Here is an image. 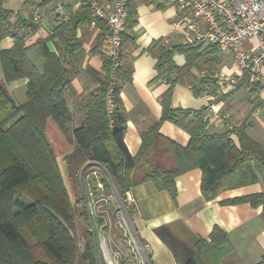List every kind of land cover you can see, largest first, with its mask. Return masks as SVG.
Here are the masks:
<instances>
[{
    "label": "trees",
    "instance_id": "obj_1",
    "mask_svg": "<svg viewBox=\"0 0 264 264\" xmlns=\"http://www.w3.org/2000/svg\"><path fill=\"white\" fill-rule=\"evenodd\" d=\"M7 1L0 0V44L11 37L15 45L8 50L0 48L4 74V83L0 82V264H94L89 239L83 251L78 245L72 201L57 157L46 137L50 118L75 146L74 151L65 157L72 177L75 178L84 163L101 162L109 169L120 193L139 184L153 182L158 190L176 198V179L194 169L203 173L201 189L207 201H214L227 191L259 182L264 184V148L246 134L245 125L236 128L237 141L230 137L229 132L209 134L206 129L212 119L210 116L205 118L207 109H172V90L162 102L161 121L182 127L191 137L190 144L183 147L167 139L157 124L143 134L140 152L136 156L131 155L125 144V119L120 99L121 84L132 80V68L123 62L132 41L126 33L123 35V60L112 119L106 109L107 63L105 84L90 101L81 124L71 131L74 117L67 100L70 72L82 64L85 56L78 32L91 23V11L84 6L82 14L71 17L56 27L47 40L36 44L45 59V71L40 73L27 55L28 36L18 33L19 28L32 25L14 22L13 12L5 7ZM131 1L130 28L136 23V11ZM151 1L161 8L171 3L170 0ZM48 42H54L57 52L49 49ZM208 53L214 54L215 60L220 54L216 47L202 52L200 47L190 45L164 49L158 63L160 76H165L166 69L177 74L188 73L196 61ZM176 54L185 55L187 63L183 68L174 64ZM23 79L28 80L27 100L21 105L7 86ZM200 83V93L208 84L216 88L211 77ZM240 84L249 86V81L245 79ZM253 91L255 89H251ZM166 155L172 161L169 168L161 160ZM144 167L147 170L142 171ZM244 203L255 208L264 207V193L224 202L229 205ZM227 243V234L215 227L210 243L199 241L195 256L186 264H219L226 256ZM258 264H264V256Z\"/></svg>",
    "mask_w": 264,
    "mask_h": 264
},
{
    "label": "crops",
    "instance_id": "obj_2",
    "mask_svg": "<svg viewBox=\"0 0 264 264\" xmlns=\"http://www.w3.org/2000/svg\"><path fill=\"white\" fill-rule=\"evenodd\" d=\"M99 1L106 5L112 3V0ZM37 4L42 10L44 28L28 36L26 44L29 48L28 58L43 73L45 59L36 44L47 40L56 27L71 17L82 14L84 5L69 0L62 15L54 13L51 0H8L5 7L13 12L14 22L19 21L25 25L30 23L32 7ZM131 6L135 7L136 23L126 28V36L132 41L123 62L131 66L132 80L121 84L120 93L125 119V144L131 155L136 156L142 148L143 134L158 124L164 137L187 147L190 135L170 121H161L162 102L166 94L172 90V109L203 111L208 107V100L198 91L201 80L216 73L237 76L240 71L231 53H220L217 60L214 54L208 53L197 60L188 73L177 74L166 69L165 76L161 77L158 63L162 51L178 45L187 46L183 33H179L178 29L190 21L191 16L188 12H180L172 2L161 8L151 0H132ZM78 37L82 40L85 56L82 64L70 72L71 84L67 100L74 117L70 125L72 131L81 124L83 113L89 110L90 101L105 84L108 65L101 54L99 28L87 24L79 30ZM14 45L15 40L8 37L1 42L0 48L8 50ZM255 45L256 41H251L245 48L252 49ZM47 46L52 52H57L54 42H48ZM200 48L202 52L209 47ZM173 62L183 68L187 59L183 54H176ZM261 70L264 77V66ZM0 81L4 82L1 66ZM27 84L28 80L23 79L8 85L9 92L18 104L22 105L27 100ZM219 107L232 118L236 128L245 125L246 134L264 148V88L251 92L247 84H240L234 91L221 96ZM208 117V112H205V118ZM206 130L209 134L228 132L226 127L213 122H210ZM46 137L57 160L59 157L65 158L75 149L52 118L47 122ZM161 160L165 167H171L172 161L167 155ZM202 180L200 169L180 175L176 179V198L166 191L158 190L153 182L132 188L137 200L133 220L141 237L152 249L153 264H186L195 256L199 241L210 243L215 227L222 229L229 240L226 256L219 264L260 263L264 256V207L255 208L248 203L229 205L224 202L264 193V184L259 182L227 191L216 200L207 201L202 194Z\"/></svg>",
    "mask_w": 264,
    "mask_h": 264
},
{
    "label": "built area",
    "instance_id": "obj_3",
    "mask_svg": "<svg viewBox=\"0 0 264 264\" xmlns=\"http://www.w3.org/2000/svg\"><path fill=\"white\" fill-rule=\"evenodd\" d=\"M47 1V0H41ZM53 1V11L62 15L69 0ZM91 11L90 27L101 30V54L109 63L106 109L115 112V93L120 82L123 60V35L129 17V0H112L102 4L99 0H76ZM180 12H188L191 20L178 29L186 45L216 47L221 54L231 53L240 74L228 76L216 73L215 83L208 84L201 94L208 100L207 112L212 122L228 129L230 137H237L232 118L220 109L221 96L234 91L242 81H249L250 89L264 88V0H170ZM30 23L18 29L20 35L31 36L42 30V10L35 5ZM50 35L49 32H46ZM256 41L255 47L245 46ZM112 119V118H111ZM113 126V120H111ZM75 179L80 186L86 216L93 229L99 231L102 253L99 264H153L152 249L143 240L133 220L137 200L132 190L120 193L109 169L101 162L88 161L77 171ZM98 227L97 228H95ZM108 239L110 240L108 242ZM103 256V257H102Z\"/></svg>",
    "mask_w": 264,
    "mask_h": 264
},
{
    "label": "rangeland",
    "instance_id": "obj_4",
    "mask_svg": "<svg viewBox=\"0 0 264 264\" xmlns=\"http://www.w3.org/2000/svg\"><path fill=\"white\" fill-rule=\"evenodd\" d=\"M14 2L12 3L13 6ZM39 55V54H37ZM1 66V64H0ZM1 83H4L3 81H0ZM8 87V86H7ZM72 131V128L70 129ZM58 165L60 168V171L63 175L66 188L68 190V193L70 195L72 206H73V212L75 216V226H76V234L78 237V245L81 251L84 249V245L89 239V241L92 244V251H93V262L94 264H99L97 261L98 253H102V247L101 242L99 238V231H101V225L99 224V231L96 229H93V224L90 223V220L88 216H86V209L84 206V197L82 195L81 189L79 184L77 183L76 179L72 177L71 169L66 164L64 157L58 158ZM95 228L98 229V227L95 226ZM110 240L108 239V242ZM103 254V253H102ZM103 257V256H102ZM211 263L213 261L209 260ZM215 262V261H214ZM103 264V263H102ZM105 264V262H104ZM107 264V263H106ZM213 264V263H212Z\"/></svg>",
    "mask_w": 264,
    "mask_h": 264
}]
</instances>
